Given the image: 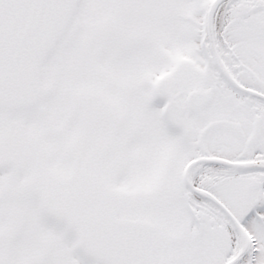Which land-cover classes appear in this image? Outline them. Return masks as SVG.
<instances>
[{"label": "snow or ice", "instance_id": "6c2138e0", "mask_svg": "<svg viewBox=\"0 0 264 264\" xmlns=\"http://www.w3.org/2000/svg\"><path fill=\"white\" fill-rule=\"evenodd\" d=\"M0 264H264V0H0Z\"/></svg>", "mask_w": 264, "mask_h": 264}]
</instances>
